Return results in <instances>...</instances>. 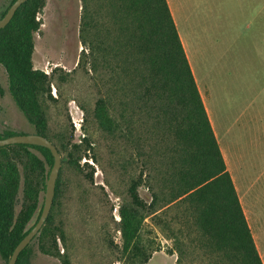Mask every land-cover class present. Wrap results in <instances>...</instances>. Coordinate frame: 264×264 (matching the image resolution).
I'll return each instance as SVG.
<instances>
[{
	"label": "trees",
	"instance_id": "1",
	"mask_svg": "<svg viewBox=\"0 0 264 264\" xmlns=\"http://www.w3.org/2000/svg\"><path fill=\"white\" fill-rule=\"evenodd\" d=\"M16 0H11L0 19ZM79 66L92 79L108 84L95 103L93 117L114 144L123 146L128 170L136 173L129 201L120 209L122 256L119 264H148L150 249L140 233L151 218L174 242L176 264H263L232 177L210 123L167 0H81ZM46 0H28L0 30V64L16 106L34 127L66 154V162L83 171L81 161L91 139L73 142V125L54 134L49 106L57 100L52 86L58 72L35 69V33ZM142 122V126L138 123ZM18 135L12 131L0 139ZM58 142V144L56 143ZM135 152V154H134ZM138 160L141 172L138 173ZM54 164L51 151L33 145L0 147V259L9 260L38 222L46 184ZM89 167L88 164L85 165ZM93 182V173L87 176ZM60 180L51 214L17 264H31L32 244L44 255L72 264L61 254L63 230L54 223ZM23 186V202L17 212ZM151 193L148 204L140 187ZM37 215V220L29 226Z\"/></svg>",
	"mask_w": 264,
	"mask_h": 264
},
{
	"label": "rangeland",
	"instance_id": "2",
	"mask_svg": "<svg viewBox=\"0 0 264 264\" xmlns=\"http://www.w3.org/2000/svg\"><path fill=\"white\" fill-rule=\"evenodd\" d=\"M10 1L0 0V16ZM182 2L185 6L180 14L179 29L192 52L209 107L214 108V122L220 139L224 147L233 146L235 140L250 141L252 138L245 136L251 133V126H247L249 121L239 124L232 118L238 104L264 100V64L247 38L251 22L256 21L250 18L251 11L246 9L247 0ZM261 16L259 13L254 17L258 20ZM81 17V0H46L45 8L38 15L42 27L34 37L35 69L47 74L61 70L52 86V96L57 101L49 106L51 131L57 134L64 126L73 125V120L83 119V132L91 139L93 148L81 161L83 171L73 169L66 162V154L61 152L62 167L58 179L61 184L53 212L54 223L65 235V240L58 242L61 254H66L72 264H119L121 258L127 259L121 253L120 209L129 201L128 188L136 168L132 164L125 170L127 159L124 157L129 153L124 152L123 146L114 145L93 117L95 103L108 84L100 81L97 85L92 72L79 66L83 52H87L80 41ZM259 28L261 26L255 24L252 32L261 33ZM247 83L252 88L247 89ZM141 124L139 122L138 126ZM5 131L35 132L9 93L7 74L0 64V134ZM253 139L261 141L262 137ZM73 142H78L75 133ZM249 156L255 160L250 166L252 180L248 179L245 169L238 170L237 177L243 200L252 207L254 231L264 245V154L257 152ZM141 170L138 160V173ZM91 173L93 182L87 179ZM22 190L23 186L17 212L23 202ZM138 194L146 203L151 202L147 187H140ZM36 220L37 215L29 226ZM140 238L153 254L148 264H176L178 255L173 251V240L161 232L151 218L145 221ZM31 249V264H62L59 259L41 253L38 241ZM260 251L264 253L261 244Z\"/></svg>",
	"mask_w": 264,
	"mask_h": 264
},
{
	"label": "crops",
	"instance_id": "3",
	"mask_svg": "<svg viewBox=\"0 0 264 264\" xmlns=\"http://www.w3.org/2000/svg\"><path fill=\"white\" fill-rule=\"evenodd\" d=\"M171 14L173 16V19L176 23L178 33L180 35L185 53L187 55L189 64L191 66L194 78L196 80L200 95L202 97L205 109L207 111L210 123L212 125V128L214 130V133L216 135V138L218 140L223 158L225 160L227 170L230 173L234 186L236 188L237 194L239 196L243 211L245 213L246 219L248 221L249 227L251 229L255 244L258 248V251L260 253V256L262 258L263 264H264V253L262 254L260 251V244L264 248V245L260 243V238L257 237L254 227L252 225V218H253V211L250 204L245 203L243 200L242 195V187L239 183V178L237 177L238 170H246L247 171V177L251 181L252 180V174L250 170V166L255 161L253 158L249 156V154H256L257 152H262L264 154V100L260 99V101L255 102L253 101H245L242 104H238V106L233 110V120L237 121L239 124L241 121H249L247 122V126H251V133H246L245 136H249L247 138H252L250 141L246 142L235 140V143L233 146L228 147V145H223V142L220 139V134L217 131L215 122H214V111L212 108L209 107L208 101L206 99L205 93L203 92L200 81L198 79V75L195 69L194 62L192 60V52L188 49V43L181 33L179 29V20H180V14L181 11L184 10V2L182 0H167ZM256 2L258 5H256ZM247 7L246 9L251 11L250 18H253L256 21L251 22V29L250 34H248L247 38L250 42H252V48L255 50L257 49V55L261 56V60L264 64V0H247ZM262 15L260 19H255V14ZM257 24L261 26L260 31L261 33H253V26ZM260 45H262V51L260 52ZM207 76H209L207 74ZM246 88L250 89L252 88L249 83L246 84ZM241 88H244V86L240 85ZM248 98V97H247ZM249 99V98H248ZM237 136H240L237 134ZM255 137H262V140L259 139L255 140L253 138ZM246 144V145H245ZM248 182V181H247ZM248 185L250 186L249 182ZM0 264H4L3 261L0 259Z\"/></svg>",
	"mask_w": 264,
	"mask_h": 264
},
{
	"label": "water",
	"instance_id": "4",
	"mask_svg": "<svg viewBox=\"0 0 264 264\" xmlns=\"http://www.w3.org/2000/svg\"><path fill=\"white\" fill-rule=\"evenodd\" d=\"M28 0H16L3 18L0 19V30L4 29L14 18L16 12L20 7ZM33 145L47 148L51 151L54 157V164L50 171L49 178L46 184V192L44 196V205L42 213L38 222L29 231V233L21 240V242L15 248L8 264H17L20 254L31 244L34 238L40 233L44 225L46 224L54 204L57 181L60 176L62 167V155L59 152L58 147L48 138L38 134H18L10 136L8 138L0 139V147L10 145Z\"/></svg>",
	"mask_w": 264,
	"mask_h": 264
},
{
	"label": "built area",
	"instance_id": "5",
	"mask_svg": "<svg viewBox=\"0 0 264 264\" xmlns=\"http://www.w3.org/2000/svg\"><path fill=\"white\" fill-rule=\"evenodd\" d=\"M74 125V133L78 139L77 143H82V140L85 138V134L83 132V119L73 120Z\"/></svg>",
	"mask_w": 264,
	"mask_h": 264
}]
</instances>
